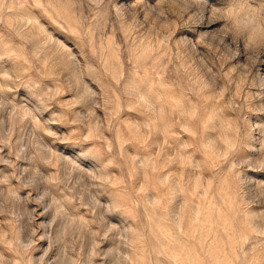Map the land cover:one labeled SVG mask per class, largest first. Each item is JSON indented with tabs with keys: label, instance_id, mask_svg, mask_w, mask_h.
I'll return each instance as SVG.
<instances>
[{
	"label": "rangeland",
	"instance_id": "374dc122",
	"mask_svg": "<svg viewBox=\"0 0 264 264\" xmlns=\"http://www.w3.org/2000/svg\"><path fill=\"white\" fill-rule=\"evenodd\" d=\"M0 264H264V0H0Z\"/></svg>",
	"mask_w": 264,
	"mask_h": 264
}]
</instances>
